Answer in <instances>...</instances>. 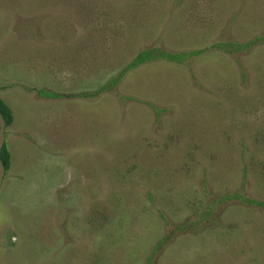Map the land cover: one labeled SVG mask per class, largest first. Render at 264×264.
Here are the masks:
<instances>
[{
	"label": "rangeland",
	"instance_id": "374dc122",
	"mask_svg": "<svg viewBox=\"0 0 264 264\" xmlns=\"http://www.w3.org/2000/svg\"><path fill=\"white\" fill-rule=\"evenodd\" d=\"M0 99V264H264V0H0Z\"/></svg>",
	"mask_w": 264,
	"mask_h": 264
},
{
	"label": "trees",
	"instance_id": "16d2710c",
	"mask_svg": "<svg viewBox=\"0 0 264 264\" xmlns=\"http://www.w3.org/2000/svg\"><path fill=\"white\" fill-rule=\"evenodd\" d=\"M218 47H220V45H218ZM190 55H191V53H171L170 51H165V50L157 48V47L147 48V49L141 51L136 56V58L133 59L132 63L127 65L125 71H128L129 69H132V68H136V67H138L142 64L148 63V62H155V61L162 60V59L168 60L171 62H180L183 59L188 58ZM123 73H124V71L122 72V74ZM98 93H99V91L97 92V94ZM38 94L40 97H44V98H53V99L60 98L59 94L53 93L50 91H46V90H40L38 92ZM97 94H96V96H97ZM0 112L4 117L6 127L11 126L13 124V121H14L13 113H12L11 109L7 106V104H5L1 99H0ZM10 157H11V155L6 148V145H4L0 158H1L2 163L6 169V172L10 168V163H11ZM249 202L251 204H255V205L264 207L263 202H259V201H255V200H249Z\"/></svg>",
	"mask_w": 264,
	"mask_h": 264
},
{
	"label": "water",
	"instance_id": "95a60500",
	"mask_svg": "<svg viewBox=\"0 0 264 264\" xmlns=\"http://www.w3.org/2000/svg\"><path fill=\"white\" fill-rule=\"evenodd\" d=\"M5 140H6V123H5L3 115L0 112V156L3 150V147L5 145ZM5 174H6V169L0 158V190L4 182Z\"/></svg>",
	"mask_w": 264,
	"mask_h": 264
}]
</instances>
